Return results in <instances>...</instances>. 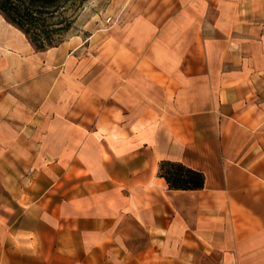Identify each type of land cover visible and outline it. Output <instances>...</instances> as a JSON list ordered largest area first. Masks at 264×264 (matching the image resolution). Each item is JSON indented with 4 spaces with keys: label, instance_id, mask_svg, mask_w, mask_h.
<instances>
[{
    "label": "crops",
    "instance_id": "1",
    "mask_svg": "<svg viewBox=\"0 0 264 264\" xmlns=\"http://www.w3.org/2000/svg\"><path fill=\"white\" fill-rule=\"evenodd\" d=\"M0 264H264V0H133L44 50L0 12Z\"/></svg>",
    "mask_w": 264,
    "mask_h": 264
},
{
    "label": "trees",
    "instance_id": "2",
    "mask_svg": "<svg viewBox=\"0 0 264 264\" xmlns=\"http://www.w3.org/2000/svg\"><path fill=\"white\" fill-rule=\"evenodd\" d=\"M66 0H0V12L23 31L37 50L57 45L67 28L63 15ZM68 23V22H67ZM158 173L171 189H200L205 176L180 161L161 160Z\"/></svg>",
    "mask_w": 264,
    "mask_h": 264
},
{
    "label": "rangeland",
    "instance_id": "3",
    "mask_svg": "<svg viewBox=\"0 0 264 264\" xmlns=\"http://www.w3.org/2000/svg\"><path fill=\"white\" fill-rule=\"evenodd\" d=\"M133 0H66L63 15L67 28L60 40L88 36L96 28L120 21ZM111 17L110 21L107 18Z\"/></svg>",
    "mask_w": 264,
    "mask_h": 264
},
{
    "label": "built area",
    "instance_id": "4",
    "mask_svg": "<svg viewBox=\"0 0 264 264\" xmlns=\"http://www.w3.org/2000/svg\"><path fill=\"white\" fill-rule=\"evenodd\" d=\"M110 20H111V17H108V18H107V21H110Z\"/></svg>",
    "mask_w": 264,
    "mask_h": 264
}]
</instances>
